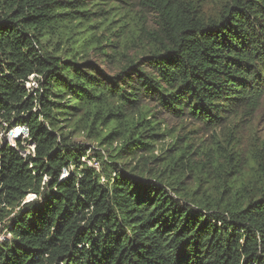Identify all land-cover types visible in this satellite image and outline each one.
Returning <instances> with one entry per match:
<instances>
[{
  "label": "trees",
  "instance_id": "obj_1",
  "mask_svg": "<svg viewBox=\"0 0 264 264\" xmlns=\"http://www.w3.org/2000/svg\"><path fill=\"white\" fill-rule=\"evenodd\" d=\"M128 4L0 0V264H264L260 159L203 190L173 180L178 139L163 171L125 161L158 157L149 101L209 126L259 108L264 0H140L157 27Z\"/></svg>",
  "mask_w": 264,
  "mask_h": 264
},
{
  "label": "rangeland",
  "instance_id": "obj_2",
  "mask_svg": "<svg viewBox=\"0 0 264 264\" xmlns=\"http://www.w3.org/2000/svg\"><path fill=\"white\" fill-rule=\"evenodd\" d=\"M129 1L128 7L130 9L144 11L143 19L147 27H157L156 15L152 9L142 8L140 0ZM223 2L224 0H199L203 10L207 13L219 9ZM123 6L126 7L127 4H123ZM91 60L97 63L104 73L108 75L116 73L117 68L115 66L105 64L94 56ZM28 86L37 87V84L29 82ZM149 105L156 114L155 118L161 122V127L167 134L158 141V146L155 149V155L158 156L156 160L140 162L139 157L148 155V151H137L133 154H126L125 161H128L130 165L137 164L140 168L150 171H163V157L166 154L164 151L162 152V144L164 148L172 146L169 152L172 154L177 150L173 148V141L178 139L177 147H187V153L190 155L172 171L173 180L178 178L180 180L178 187L183 189L196 188L201 183L203 190L207 187L213 189V185L223 181L225 177L228 180L232 179L240 169H249V165L256 158L260 159L259 162H264V98L259 108L254 112H241L220 126H209L188 116L177 117L170 112L157 108L153 101H149ZM22 136L21 138L24 139ZM75 139L80 141L83 140V137L77 135ZM117 145L119 146L118 141L115 142L114 146ZM25 146L29 151H33L34 145L25 144ZM97 150H100L99 146ZM83 160L98 167L95 159L89 160L86 157ZM218 162L222 164V168L217 171L215 166ZM67 174L68 171L65 169L63 176ZM165 174H169V172L166 171ZM200 179H202L201 182ZM4 237L5 234L1 233L0 239Z\"/></svg>",
  "mask_w": 264,
  "mask_h": 264
},
{
  "label": "built area",
  "instance_id": "obj_3",
  "mask_svg": "<svg viewBox=\"0 0 264 264\" xmlns=\"http://www.w3.org/2000/svg\"><path fill=\"white\" fill-rule=\"evenodd\" d=\"M23 135V136H22ZM29 135V128L27 125H20V126H16L14 127L12 130H10L6 136H5V141L10 142L13 146H16V141L18 138L22 137H27ZM4 135H2L3 137ZM14 143V144H13ZM33 151H34V147H33ZM31 151H29L28 149L26 151L23 152V155L25 156L27 153H29Z\"/></svg>",
  "mask_w": 264,
  "mask_h": 264
},
{
  "label": "water",
  "instance_id": "obj_4",
  "mask_svg": "<svg viewBox=\"0 0 264 264\" xmlns=\"http://www.w3.org/2000/svg\"><path fill=\"white\" fill-rule=\"evenodd\" d=\"M6 144H8V141H6Z\"/></svg>",
  "mask_w": 264,
  "mask_h": 264
}]
</instances>
